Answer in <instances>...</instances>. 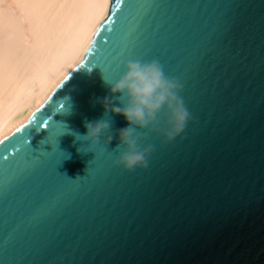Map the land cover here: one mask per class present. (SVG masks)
<instances>
[{
  "label": "water",
  "instance_id": "1",
  "mask_svg": "<svg viewBox=\"0 0 264 264\" xmlns=\"http://www.w3.org/2000/svg\"><path fill=\"white\" fill-rule=\"evenodd\" d=\"M129 59H156L192 117L171 141L150 133L149 164L133 171L114 163L128 122L99 103ZM101 119L107 145L109 133L76 140ZM5 137L0 264H264V0H111Z\"/></svg>",
  "mask_w": 264,
  "mask_h": 264
},
{
  "label": "bare ground",
  "instance_id": "2",
  "mask_svg": "<svg viewBox=\"0 0 264 264\" xmlns=\"http://www.w3.org/2000/svg\"><path fill=\"white\" fill-rule=\"evenodd\" d=\"M111 0H0V133L77 63Z\"/></svg>",
  "mask_w": 264,
  "mask_h": 264
},
{
  "label": "clouds",
  "instance_id": "3",
  "mask_svg": "<svg viewBox=\"0 0 264 264\" xmlns=\"http://www.w3.org/2000/svg\"><path fill=\"white\" fill-rule=\"evenodd\" d=\"M103 80L108 87V95L99 103L105 114H120L128 122L126 127L117 130L119 143L116 149L120 151L114 163L127 171L147 168L154 147L142 144L146 137L137 129L156 132L165 142L178 136L192 119L179 95L182 85L176 78L165 75L157 60L129 59L124 62L123 71L116 79L103 77ZM161 114L163 123L158 118ZM84 126V134H72L76 140L91 141L90 147L99 141L102 133H109L104 136L106 144L113 138L109 120L85 121Z\"/></svg>",
  "mask_w": 264,
  "mask_h": 264
},
{
  "label": "snow or ice",
  "instance_id": "4",
  "mask_svg": "<svg viewBox=\"0 0 264 264\" xmlns=\"http://www.w3.org/2000/svg\"><path fill=\"white\" fill-rule=\"evenodd\" d=\"M24 2H27V0H24ZM115 3H116V6H117V8H119L120 6H121V4L123 3V0H115ZM98 33V29H97V31L96 32H94V34L93 35H96ZM92 43H94V41L92 42ZM92 49H91V47L88 49V51L90 52ZM152 60H156V59H152ZM121 63H123V61L121 62ZM161 65V64H160ZM162 66V65H161ZM175 78V77H174ZM39 127V126H38ZM186 128V127H185ZM17 131H20V129H17L16 130V132ZM140 133H141V135H143V136H145L146 138H145V140L146 139H148V137H149V134L150 133H152V132H150V131H148V129H146V130H144V131H140ZM182 133V132H181ZM180 133V134H181ZM8 138L7 137H5L4 138V140H0V145H2L3 143H4V141L5 140H7ZM28 142V141H27ZM31 144V143H30ZM107 145V144H106ZM52 150V149H51ZM51 150H47V151H51ZM7 151H9L8 149H6V152ZM3 159H4V162H5V166H6V169H8V168H11V167H13V164L10 162V158H9V156L8 155H5L4 157H3Z\"/></svg>",
  "mask_w": 264,
  "mask_h": 264
}]
</instances>
